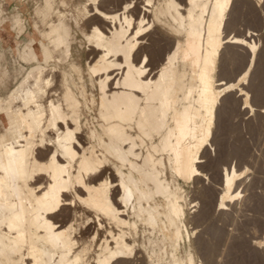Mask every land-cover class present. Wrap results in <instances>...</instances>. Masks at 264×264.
Returning <instances> with one entry per match:
<instances>
[{
  "label": "snow or ice",
  "instance_id": "snow-or-ice-1",
  "mask_svg": "<svg viewBox=\"0 0 264 264\" xmlns=\"http://www.w3.org/2000/svg\"><path fill=\"white\" fill-rule=\"evenodd\" d=\"M243 6L252 15H242ZM152 7V0H48L45 9L64 14L49 23L45 11L43 23L66 44L29 41L26 59L37 67L18 86L0 74V264H156L140 234L158 227L153 205L164 185L169 199L176 192L169 210L178 221L181 187L199 185L192 199L200 202L217 174L221 184L227 175V190L213 210L218 205L227 220L218 236L199 224L182 228L175 243L187 231L185 249L197 247L201 258L176 264H230L220 249L256 227L246 189L259 164L264 191V0H192L183 22L175 0L167 23L141 14ZM106 22L116 31H105ZM23 23L14 17L17 43ZM69 44L76 51H66ZM9 47L16 51L12 40ZM86 47L99 50L83 54L95 58L87 68L78 56ZM69 61L77 89L45 75ZM260 214V234L248 242L264 252V196ZM121 215L130 216L124 227L129 235L135 229V243L108 232ZM78 228L93 257L97 234L113 236L103 261L89 259V243H75Z\"/></svg>",
  "mask_w": 264,
  "mask_h": 264
},
{
  "label": "bare ground",
  "instance_id": "bare-ground-1",
  "mask_svg": "<svg viewBox=\"0 0 264 264\" xmlns=\"http://www.w3.org/2000/svg\"><path fill=\"white\" fill-rule=\"evenodd\" d=\"M11 1L14 3V11L12 13H10V23H11L10 40H12L13 47L16 48V51L14 53L16 55H18V57L20 56V58H21V55H20L21 48L20 47H21L22 41L17 43L11 35L13 32L17 31V29L14 25V17L15 16L19 15L21 20H23V22H24L23 27L25 29L23 34L26 33L28 36V38L24 42V46H23V49H24L23 60L29 66L26 73L24 74V76H26L28 73L32 72L37 67L26 59V54H27V50H28V49H26V45H28L29 48L32 47V45H29V41H35L36 45H39V43L43 41L46 44V46L52 45L54 47L58 46V44H61V43L66 44V40L62 39L61 36L58 34L53 35L52 34L53 29L46 27V25L43 23V19H44L43 13L45 11H47L49 14V23H52L54 17L64 14V10L63 9H45L44 5L48 3V0H32V2H30L31 0H11ZM22 2H24L26 4H28L29 2H30V4L31 3L34 4L33 8L31 7L32 8L31 12H29L30 17H28L24 12H22L20 10V6L22 5ZM86 2H87V0H85V3ZM205 2H206V0H205ZM175 3L179 5V10H178L177 14L181 18V21L183 22V18L187 16L189 8L192 7V0H175ZM152 4H153L152 9L147 11L146 13H145L144 9L141 10V14L144 15V17L146 19L149 17L157 18V16H158V20L160 22H164V23H167L170 19H174L170 14V9H169L170 0H152ZM37 5H39V8H37ZM172 10H176V9L173 8ZM192 10L194 13L197 11L194 8ZM37 12H39L41 14L37 15ZM241 14L242 15H252V12H251V9L249 7L243 6L241 8ZM37 20L41 21L40 26H39V30H37V27H36ZM71 23L74 24L75 21H72ZM117 23H119V21H117ZM29 26H31V28L33 29V32L29 29ZM105 31H108V33L111 34L112 32L116 31V28L108 29L107 28V22H106ZM30 33H31V35H30ZM72 35L75 36V33H72ZM66 51H69V52L76 51L75 45H72V44L67 45ZM89 51L96 52L99 50L95 49V48L89 49L86 47L82 50V53H78L79 58L83 59V54H86ZM66 59H68V57H66ZM94 59L95 58L91 55H89L87 57V59H83L85 68H87L89 61H93ZM150 71L155 73L157 71V69L155 66H152L150 68ZM116 74L118 75L119 73H116ZM45 75H51L54 80H57L61 85L65 86V87H67L69 84H71V86L74 89H77L79 87L73 80L71 61H69L66 65L59 66L58 72H55V73L50 72V69H48L46 67ZM65 75H67V81H65V79H64ZM16 86H18V83L16 84ZM256 167H257V171L254 173L253 179L249 182V187L246 189V193L249 191L250 196L256 195L255 190L262 181V176L260 175V171H259V164H257ZM168 176L170 179L171 178V171L170 170H169ZM109 179H112V177H109ZM220 179H221V177L217 174V175H214L213 177H211L210 181L206 182L207 191L204 192V194L202 195L200 202L193 200V199H189L191 194H189L190 196L188 197V192H187V185L188 184L185 186H182L181 187V194L179 197V207L181 209H183V211L181 212V215H180L178 221L173 218V216L170 214V210H169V204L170 203L173 205V209L176 207V201H177L176 192H175V190H173V192L171 193V199H169V197L167 195L168 186L164 185L163 189L161 190V194L158 197H156V202L153 205V208L156 210L155 215H156V219L158 221V227L155 228L154 233L152 231H149L147 237H145L143 231L140 234L141 244L143 245L144 241L147 239L148 244H149V248H150V253H148V255H150L151 258L156 261V264H176L177 260L182 261L183 259H185V256H188L194 260L197 259V258H195L196 252H193L192 247L188 250L185 249V245L187 244L188 239H189L187 231H185L183 233V239L180 240L178 244L175 243V238L179 235L180 230L182 228L183 229H194L193 225L199 224L200 226H205L204 229H206L205 230L206 233H211L213 236L219 235V230L223 227L221 225L219 226V224L222 221V219L225 220V219H227V217H223V218L219 217L218 205H217V210L214 211L213 210V203H214V200L218 196L219 197L224 196V193L227 190L228 177H227V175H225L223 177V184H221L219 182ZM113 183H118V181L113 180ZM209 183H210V187H208ZM233 187H235V183H234ZM258 188L260 189L261 187H258ZM259 189H258V192H259ZM238 190L239 189H237V191ZM194 191L196 194L199 195L203 190L200 188L199 185H197L195 188H193V185L191 184V192H194ZM120 194L121 195L124 194L123 189L120 190ZM113 195H115V191H113ZM247 198H249V197H247ZM255 200H256V198H255ZM188 201H191L193 204L198 205L197 208H199V211L197 210V213L194 214L195 216L192 213L190 214L191 210L188 208V204H187ZM115 202L117 204L121 203L119 200V197H116ZM232 203H233V201H230V200L227 201V204H229V205H231ZM252 203L254 204V202H252ZM260 203H261V200L258 201L257 205H256L258 212H260ZM255 204H256V202H255ZM121 207H122V204H121ZM237 211H241V209L239 208V205H237ZM190 215L191 216L193 215L194 217H190ZM247 215L249 216V214H247ZM254 215H256V214H254ZM250 216H251V214H250ZM216 217H217V224L215 223L216 221H214ZM218 217L220 218V221L218 220ZM257 217H258V213H257ZM191 218H193L194 223L191 221ZM130 219L131 218L129 216L128 221H125L124 216L121 215L120 223H117L116 219L114 218L111 222L112 226L108 229V232L114 233L115 236H119L121 238L122 243H126L128 240H132L135 243V240H134L135 229H132L131 230L132 235H129L128 230L124 227V223L130 222ZM257 219H259V218H257ZM252 220H253V218H252ZM257 223L258 222H256L255 225ZM201 228H203V227H201ZM257 231L255 233L258 236ZM94 234H96V233H94ZM251 234H252L251 236H253V233H251ZM245 236L248 238L247 234H245ZM75 237H76L75 243L77 245H80L81 243H89V245H90L89 259L96 260V261H103V259H104L103 254L106 253L107 248L110 247V245L108 243L109 241H112L113 245L115 244V240L113 239L112 235H107L105 233L97 234V238L101 243L95 244V248H94L95 256L93 257L91 255V252L93 251V249L91 247V243L89 242V239H88L86 232L83 229L78 228L77 232L75 234ZM237 239L239 240L240 237H238ZM247 241H248V239H247ZM242 242H243V240L240 241V244ZM234 246L236 247V245L234 244L232 246V251H234L233 256L235 257V255H236L235 250H233ZM193 247L196 249L197 254L199 253L201 255L200 250L195 246H193ZM237 247H238V244H237ZM249 247H251V249L253 250V253L255 252L254 250H256L261 254L260 256H263V258H264V252H262L259 248L255 247L254 245H250ZM239 248L240 247H238V250L235 248L238 251V252L236 251V253H238L237 255H239V251H240ZM174 251L176 253L175 256L173 255ZM220 251L223 254H227L228 251L229 252L231 251V248L230 249L221 248ZM214 252H215V248H213L212 252L207 253L209 259L212 258V255H214ZM241 252L242 251H240V253ZM245 253H246V251H245ZM251 255H252V252H251ZM199 256H197V257H199ZM241 257H243L244 259L248 258L245 256H241ZM254 257H256V256L254 255ZM216 258L220 259V257H216ZM243 258H242V260H243ZM248 262L249 261H247V264H249ZM252 263H253V261H252ZM262 263H263V261H262ZM262 263L259 262L258 264H262Z\"/></svg>",
  "mask_w": 264,
  "mask_h": 264
},
{
  "label": "rangeland",
  "instance_id": "rangeland-1",
  "mask_svg": "<svg viewBox=\"0 0 264 264\" xmlns=\"http://www.w3.org/2000/svg\"><path fill=\"white\" fill-rule=\"evenodd\" d=\"M30 2H32V0ZM30 2L28 4L22 2V5L20 6V10L22 12H24L28 17H30L29 5L32 8H33V5H34L33 3L30 4ZM8 6H10V7H8ZM32 8H31V10H32ZM0 11H2V13H3V14H0V74L6 73L10 77V81H9L10 84L12 86H15L17 81L22 76L21 65H24V63H23V61H24L23 60V52H24L23 46H24V42L27 40L28 36H27L26 33L23 34L24 39L21 40L22 41L21 47H20L21 48V53H20L21 58H20V56L18 57V55L15 56L13 51L9 47V40H10V13H12L14 11V3L11 0H0ZM29 29L33 32V29L31 28V26H29ZM30 35H31V33H30ZM258 187H261V183L258 185ZM258 187L255 190L256 191L255 192L256 195H254V196H252V195L250 196V194H249L250 192L249 191L247 192V195H248L247 197H249L247 199V205L250 203L248 206H249V208L252 209V211L250 213L249 212L246 213V214H249L248 217H250L251 219L253 218L254 223L258 222L257 223L258 225L256 224V227H254L253 228L254 230H252V232H251V233H253V236H251L252 234H250V235L247 234L248 235V238H247L244 235L239 240L236 239L235 243L232 244V246L234 244L236 245V247L235 246L233 247V250H235V254L236 255L238 254V253H236V251L238 250V247H240L239 250L242 251V252L240 253V251H239V255H237V256L235 255V257L233 256V254H234L233 252L234 251H232V247H231V251L230 252L228 251L227 254H224V259L227 260L228 262H230V264H247V261H249L248 262L249 264H253L254 262H255L254 264H258L259 262L262 263V261L264 263L263 256H260L261 254L258 251H256V250H254L255 252L253 253V250L251 249V247H249L250 245H249V242H248L249 238H255L257 236V234L255 233L257 230H258L257 231L258 235L260 234L259 225H260L262 217H261L260 212H258V209H257L256 205H257V202L261 200V197L264 196V193H263L264 191H262V188L259 189ZM258 189H259V192H258ZM187 192H188V197L190 196L189 194H191V196H192L193 192H191V184L187 185ZM191 196H190L189 199H192ZM255 198H256V200H255ZM252 202H254V204ZM255 202H256V204H255ZM197 210L199 211V208H197ZM191 213L194 215L197 212L190 211V214ZM257 213H258V217H257ZM250 214H251V216H250ZM254 214H256V215H254ZM193 215L192 216L190 215V217H194L195 216V215L194 216ZM257 218H259V219H257ZM218 220L220 221L219 217H218ZM226 220L227 219H225V220L222 219V221L220 222L219 226L220 225L223 226L222 224ZM191 221L193 222V218H191ZM214 221H216L215 223L217 224V217L215 218ZM200 227H203L202 229H204L205 226H200ZM204 230H206V229H204ZM247 239H248V241H247ZM241 240H243V242H242L243 244L241 243L242 245L240 244ZM237 244H238V247H237ZM192 250H193V252H196V254L194 253L195 254V258H197L196 260L199 261L200 260L199 258H201L200 257L201 255L199 253L197 254V251H196V249L194 247H192ZM245 251H246V253H245ZM250 251L252 252V255H251ZM254 255L256 257H254ZM197 256H199V257H197ZM241 256L248 257L249 259L248 258L244 259ZM242 258H243V260H242ZM252 261H253V263H252Z\"/></svg>",
  "mask_w": 264,
  "mask_h": 264
},
{
  "label": "crops",
  "instance_id": "crops-1",
  "mask_svg": "<svg viewBox=\"0 0 264 264\" xmlns=\"http://www.w3.org/2000/svg\"><path fill=\"white\" fill-rule=\"evenodd\" d=\"M10 30H11V23H10ZM12 47H13V45H12ZM14 53V52H13ZM14 55L15 56H17L15 53H14ZM23 63H24V65H21V72H22V76L21 77H23L24 76V74L26 73V71H27V69H28V64L26 63V62H24L23 61ZM17 83H18V81H17ZM16 83V84H17ZM16 86V85H15Z\"/></svg>",
  "mask_w": 264,
  "mask_h": 264
}]
</instances>
